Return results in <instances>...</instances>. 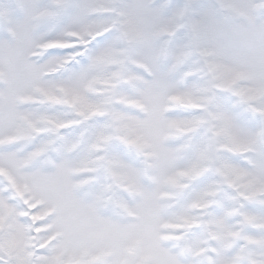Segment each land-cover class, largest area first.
<instances>
[{
    "label": "snow or ice",
    "instance_id": "snow-or-ice-1",
    "mask_svg": "<svg viewBox=\"0 0 264 264\" xmlns=\"http://www.w3.org/2000/svg\"><path fill=\"white\" fill-rule=\"evenodd\" d=\"M0 264H264V0H0Z\"/></svg>",
    "mask_w": 264,
    "mask_h": 264
}]
</instances>
